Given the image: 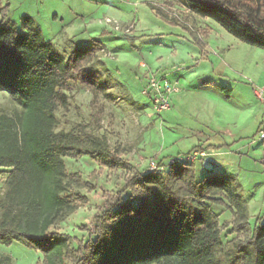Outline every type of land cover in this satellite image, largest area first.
<instances>
[{
    "label": "trees",
    "instance_id": "trees-1",
    "mask_svg": "<svg viewBox=\"0 0 264 264\" xmlns=\"http://www.w3.org/2000/svg\"><path fill=\"white\" fill-rule=\"evenodd\" d=\"M185 1L192 12L264 48V0H252L256 7L239 0ZM22 21L19 30L7 12L0 18V90L19 107L12 114L0 108V172L7 173L0 242L41 251L39 264H264V221L250 225L246 202L227 176L199 180L198 160L142 171L128 159L130 147H111L102 125V99L111 94L94 65L101 43L63 54L32 17ZM72 84L91 92V121L58 129ZM86 153L112 172L121 170L125 186L95 216L94 232L74 243L57 225L88 201L79 191L86 184L81 173L69 172L66 163ZM219 207L230 209V220L221 222Z\"/></svg>",
    "mask_w": 264,
    "mask_h": 264
},
{
    "label": "rangeland",
    "instance_id": "rangeland-1",
    "mask_svg": "<svg viewBox=\"0 0 264 264\" xmlns=\"http://www.w3.org/2000/svg\"><path fill=\"white\" fill-rule=\"evenodd\" d=\"M239 1L256 7L252 0ZM4 12L19 30L25 29L22 17H32L35 28L63 54L93 41L104 45L110 55L100 51L94 64L103 71L107 64L111 75L103 81L111 95L102 99V125L112 148L130 147L127 157L139 170L149 169L151 160L168 164L203 149L207 155L195 163L197 178L227 176L246 202L250 225L264 221V101L255 93L264 85V48L192 12L185 0H0V18ZM108 18L121 28L116 30ZM152 75L162 83L178 82L182 104L157 113L143 92ZM69 94L71 105L59 112L58 129L91 121V92L72 84ZM0 108L12 114L19 107L0 90ZM66 163L69 172L81 173L86 184L79 191L88 201L57 227L78 243L94 232L95 216L108 198H117L125 176L87 153L67 157ZM6 177L0 172V196ZM218 209L222 223L231 219L229 208ZM42 259L41 251L23 243L0 242V264H39Z\"/></svg>",
    "mask_w": 264,
    "mask_h": 264
},
{
    "label": "built area",
    "instance_id": "built-area-1",
    "mask_svg": "<svg viewBox=\"0 0 264 264\" xmlns=\"http://www.w3.org/2000/svg\"><path fill=\"white\" fill-rule=\"evenodd\" d=\"M107 23H114V27L120 29L121 27L116 21L108 18L106 20ZM131 27L126 29V32H129ZM101 52L104 54L110 55V53L106 52L104 49H101ZM181 91L180 84L178 82L175 83H162L155 75H152L148 79L147 86L144 89V93L149 95L151 100L154 103V108L157 113H162L164 111H168L171 109V97L172 95L179 93ZM255 93L257 97H259L262 101H264V86L260 89H256ZM261 136L264 137V132H261ZM206 151L203 149H196L189 154L180 155L171 161L168 164H176L179 162H195L198 159L205 157ZM167 167L166 164H160L156 160H151L150 162V170L163 171Z\"/></svg>",
    "mask_w": 264,
    "mask_h": 264
},
{
    "label": "crops",
    "instance_id": "crops-1",
    "mask_svg": "<svg viewBox=\"0 0 264 264\" xmlns=\"http://www.w3.org/2000/svg\"><path fill=\"white\" fill-rule=\"evenodd\" d=\"M35 21V20H34ZM35 25H36V22H35ZM25 27V26H24ZM41 33H42V31H40ZM101 45H102V49H105V47H104V45L101 43ZM67 53V52H66ZM66 53H64V54H66ZM103 63H104V61H103ZM102 68L105 70V71H103V70H99L101 73H102V80L104 81L105 80V77H108V78H110V73L108 72V65L107 64H105L104 63V66H102ZM110 71V70H109ZM161 80H163V79H161ZM264 86V85H263ZM109 92V91H108ZM178 94V95H177ZM180 95V96H179ZM184 97H183V95H181V91L179 92V93H176V94H174V95H172V97H171V109L170 110H168V111H171V110H173L174 108H175V106H179V105H181L182 104V102H183V99ZM133 101V100H132ZM131 101V102H132ZM133 104H134V108H136V110L138 111V110H140V108H141V105H139V104H136V102H134L133 101ZM147 117H145V119H146ZM209 144H211V143H209ZM195 150V149H194Z\"/></svg>",
    "mask_w": 264,
    "mask_h": 264
}]
</instances>
